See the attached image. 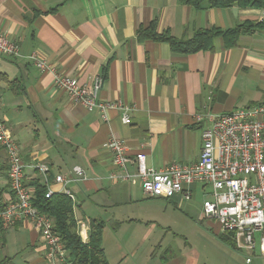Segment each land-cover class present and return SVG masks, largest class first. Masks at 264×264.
Listing matches in <instances>:
<instances>
[{"label": "crops", "instance_id": "0c3cea01", "mask_svg": "<svg viewBox=\"0 0 264 264\" xmlns=\"http://www.w3.org/2000/svg\"><path fill=\"white\" fill-rule=\"evenodd\" d=\"M152 22L157 32L177 39L192 38L200 29L260 27L234 47L217 37L213 50L184 55L165 42L138 40V31ZM0 33L20 46L18 58L0 56V97L1 115L21 147L27 185L35 192L37 180L62 193L64 185L55 178L68 180L76 218L87 226L88 236L91 219L104 221L103 248L111 264H204L187 250V242L180 253L171 250L161 212L153 211V200L183 204L185 210L191 200L149 198L139 180L112 179L117 170L107 144L113 137L123 140L129 157L144 153L147 166L158 170L195 163L203 132L196 114L264 104V8L204 4L196 9L177 0H0ZM32 54L82 85L101 76L98 101L132 107L131 124L123 123L121 111L109 110L105 121L100 110L72 101L50 73L29 60ZM38 164L48 166L47 175ZM76 166L86 176L77 181ZM129 171L136 168L130 165ZM7 172V154L0 147L4 203L12 198ZM202 220L201 209L197 224ZM221 235L219 227L218 238L229 250L244 251ZM46 250L30 221L0 228V264H63L49 261ZM250 264H264V257L256 254Z\"/></svg>", "mask_w": 264, "mask_h": 264}, {"label": "built area", "instance_id": "2783aa9c", "mask_svg": "<svg viewBox=\"0 0 264 264\" xmlns=\"http://www.w3.org/2000/svg\"><path fill=\"white\" fill-rule=\"evenodd\" d=\"M20 46L0 33V56L18 58ZM29 60L42 72L53 76L54 85L67 93L69 98L83 104L89 111L100 110L107 120L109 110L122 113L123 123L131 124L133 108L122 101H98V93L103 86L101 76L94 77L91 85H82L77 78L61 72L55 65L39 59L35 54ZM202 125V149L200 158L191 164L172 163L158 170L148 167L146 155L138 153L135 157L127 155L128 147L118 138H111L107 144L113 154V166L117 170L111 175L116 181L139 180L149 198L192 200L193 185L207 194L202 206L206 220L219 224L221 232L230 235L242 248L249 252L246 262L250 264L259 254L264 257V104L231 112L216 114L212 111L195 115ZM0 147L7 154L9 190L12 198L0 211V225L4 228L18 222L30 221L46 244V257L51 262L68 263V254L61 236L54 229V221L33 206L35 192L26 183L25 166L21 160V147L12 137L7 123L1 115L0 97ZM136 168L135 173L129 166ZM36 168L47 175L49 168L38 164ZM77 179L85 178L84 170L74 167ZM56 183L64 185L62 193L71 198L75 207L76 197L66 189V180L59 175ZM46 197L55 194L46 183ZM79 235L88 241L87 226L78 222Z\"/></svg>", "mask_w": 264, "mask_h": 264}, {"label": "trees", "instance_id": "16d2710c", "mask_svg": "<svg viewBox=\"0 0 264 264\" xmlns=\"http://www.w3.org/2000/svg\"><path fill=\"white\" fill-rule=\"evenodd\" d=\"M182 5L192 6L201 9L204 4L213 8H264V0H177ZM260 27L259 24L244 23L232 29L221 30L216 28L200 29L195 32L192 38L177 39L169 32H157L155 22L150 27L141 28L138 31L139 41H154L168 43L172 52L176 54H195L201 51L214 49V39L222 37L226 47H234L242 35H251ZM15 86L17 83L14 84ZM22 90V89H21ZM18 93V92H17ZM35 187L33 206L41 213L46 214L54 221L56 232L61 236L69 264H111L103 248V234L105 223L100 219H91L89 225L88 241L84 242L79 235L78 220L75 215L77 206L69 196L64 193H55L50 198L46 197L47 185L34 180ZM3 202V190L0 188V211L5 208ZM2 226L0 225V228ZM221 240L234 246V239L230 235H221ZM236 241V240H235Z\"/></svg>", "mask_w": 264, "mask_h": 264}, {"label": "rangeland", "instance_id": "374dc122", "mask_svg": "<svg viewBox=\"0 0 264 264\" xmlns=\"http://www.w3.org/2000/svg\"><path fill=\"white\" fill-rule=\"evenodd\" d=\"M192 189L194 197L189 202L187 210L183 208V204L181 207H176L163 200H153L155 202L153 211L161 212L162 219H165L162 223L164 231L169 235L166 244L171 245V250L177 254L183 250L181 246L184 247L187 242V250L191 249L199 254L204 264H247L246 258L249 252L244 248L242 253L234 249L229 250L218 238L219 227L215 222L202 220V225L197 224L203 203L208 198L207 194L211 192V187L207 186L203 191L201 187L193 185Z\"/></svg>", "mask_w": 264, "mask_h": 264}]
</instances>
